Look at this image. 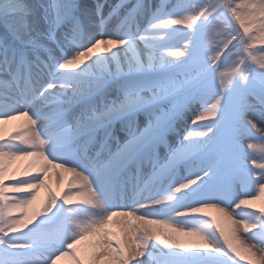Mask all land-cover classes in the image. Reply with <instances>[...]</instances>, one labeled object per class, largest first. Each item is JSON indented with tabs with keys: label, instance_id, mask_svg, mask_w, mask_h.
Wrapping results in <instances>:
<instances>
[{
	"label": "snow or ice",
	"instance_id": "obj_1",
	"mask_svg": "<svg viewBox=\"0 0 264 264\" xmlns=\"http://www.w3.org/2000/svg\"><path fill=\"white\" fill-rule=\"evenodd\" d=\"M241 261L264 264V0H0V264Z\"/></svg>",
	"mask_w": 264,
	"mask_h": 264
},
{
	"label": "bare ground",
	"instance_id": "obj_2",
	"mask_svg": "<svg viewBox=\"0 0 264 264\" xmlns=\"http://www.w3.org/2000/svg\"><path fill=\"white\" fill-rule=\"evenodd\" d=\"M25 120L22 118L20 120H17V121H13L11 122L10 124H7L5 125V130H6V133H11V132H14V131H19L20 130V126L25 124ZM53 188L55 189L56 188V184L53 180ZM46 193L44 191L41 190L40 192V197H42V199L45 197Z\"/></svg>",
	"mask_w": 264,
	"mask_h": 264
},
{
	"label": "rangeland",
	"instance_id": "obj_3",
	"mask_svg": "<svg viewBox=\"0 0 264 264\" xmlns=\"http://www.w3.org/2000/svg\"><path fill=\"white\" fill-rule=\"evenodd\" d=\"M53 186V185H52ZM43 191V190H42ZM41 199H42V197H40ZM241 264H245V262L244 261H241Z\"/></svg>",
	"mask_w": 264,
	"mask_h": 264
}]
</instances>
